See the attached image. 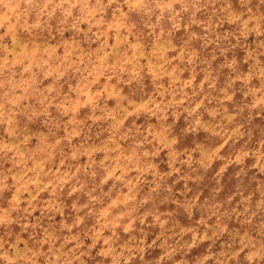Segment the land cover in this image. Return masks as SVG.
Instances as JSON below:
<instances>
[{"label": "rangeland", "instance_id": "obj_1", "mask_svg": "<svg viewBox=\"0 0 264 264\" xmlns=\"http://www.w3.org/2000/svg\"><path fill=\"white\" fill-rule=\"evenodd\" d=\"M0 264H264V0H0Z\"/></svg>", "mask_w": 264, "mask_h": 264}]
</instances>
